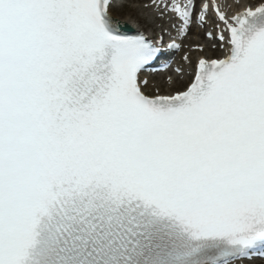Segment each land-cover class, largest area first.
I'll list each match as a JSON object with an SVG mask.
<instances>
[{"label":"snow or ice","instance_id":"obj_1","mask_svg":"<svg viewBox=\"0 0 264 264\" xmlns=\"http://www.w3.org/2000/svg\"><path fill=\"white\" fill-rule=\"evenodd\" d=\"M123 2L0 0V264H252L264 0H149L167 48L120 27ZM194 24L209 43L153 83Z\"/></svg>","mask_w":264,"mask_h":264},{"label":"bare ground","instance_id":"obj_2","mask_svg":"<svg viewBox=\"0 0 264 264\" xmlns=\"http://www.w3.org/2000/svg\"><path fill=\"white\" fill-rule=\"evenodd\" d=\"M122 6V5H121ZM121 6H118V7H115L113 8V10H117V9H120ZM144 13L146 14L147 17H152L150 13H148L147 10H144ZM115 15V14H114ZM129 14H127V16H123L122 18H120L123 22H126L129 26L131 27H137L139 24H138V21H140L139 18H134V17H131V16H128Z\"/></svg>","mask_w":264,"mask_h":264}]
</instances>
